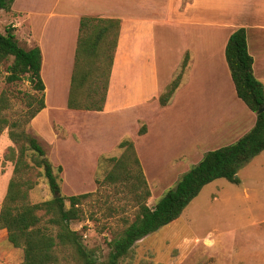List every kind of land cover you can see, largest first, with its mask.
I'll return each mask as SVG.
<instances>
[{
	"label": "rangeland",
	"instance_id": "obj_1",
	"mask_svg": "<svg viewBox=\"0 0 264 264\" xmlns=\"http://www.w3.org/2000/svg\"><path fill=\"white\" fill-rule=\"evenodd\" d=\"M112 2L126 6L134 14H138L141 6L147 7L143 11L146 15L157 10L155 19L160 22L154 31L151 53L158 61L162 79L165 69L172 68L176 62L178 71L172 80L180 73L187 57L189 65L190 50L180 54L186 41L166 24L164 7L170 0H90L79 1L73 7L68 0H15L11 11L0 10V30L4 32L8 26L15 28L20 45L29 48L30 41L24 34L30 29L26 24L21 31L19 14L23 9L35 10L48 24L46 42L59 51L65 47L66 32L72 25L70 19L63 21L61 17H53V13L81 10L89 5L99 9ZM9 64L0 62V97L5 95L9 103L5 114L10 121L21 120L27 132L37 137L61 178L62 195L90 194L81 203V220L72 222L71 228L82 237L87 234L82 238L83 245L98 261L107 259L111 241L122 234L139 211L127 187L106 180L111 167L102 158L121 156L122 140L135 141L152 192L148 205L153 207L200 162L205 152L235 142L256 120V113L237 95L235 98L228 95L220 101L205 100L197 105L180 93L167 106L160 105L156 99L141 109L104 114L70 110L68 93L62 91L53 98L50 95L51 109L40 118L38 128L34 119L30 123L25 120L31 110L38 108L42 94L33 89L27 77L9 83L6 79ZM260 80L264 83V79ZM143 126L146 131L140 134ZM9 131L7 127L0 135V208L13 177L14 163L7 157L9 148L15 147L17 151L19 148ZM59 166L62 171H58ZM38 171L31 177L36 183L29 194L32 204L56 197ZM237 176L240 184L218 179L206 185L178 220L137 242L120 264H264V151L245 164ZM39 215L40 227H49V233L55 235L57 227L49 222L52 215L44 211ZM55 251L56 264H78L72 248L59 245ZM24 257V249L13 246L7 231L0 229V264H24Z\"/></svg>",
	"mask_w": 264,
	"mask_h": 264
},
{
	"label": "trees",
	"instance_id": "obj_2",
	"mask_svg": "<svg viewBox=\"0 0 264 264\" xmlns=\"http://www.w3.org/2000/svg\"><path fill=\"white\" fill-rule=\"evenodd\" d=\"M15 0H0V10L11 11ZM121 20L83 16L80 20L74 68L71 77L67 107L70 110L103 111L110 86L115 54L121 33ZM226 61L238 98L254 113L253 127L235 142L208 150L200 162L194 165L166 191L151 207L148 205L152 192L149 187L135 142L124 139L119 147V157H103L110 170L106 180L127 187L139 207L137 216L110 243L106 260L98 261L82 242V235L71 228V223L82 218L81 203L89 193L62 195L58 174L37 137L24 128L21 120L10 121L5 114L9 108L5 95L0 97V135L9 127V136L19 145L9 148L8 160L14 163L6 196L0 208V229H5L9 242L24 249V264H56V247H70L78 264H120L128 257L135 244L160 228L178 220L188 205L203 188L218 180L226 179L240 184V169L264 151V83L254 72V57L248 46L247 29H236L225 48ZM0 62H9L7 81L15 83L27 77L33 89L40 92L39 106L30 111L25 122L30 123L46 106L45 83L42 79V51L39 46L24 48L20 45L15 28L0 30ZM188 65V57L180 73L167 85L159 97V103L167 106L179 88ZM146 131L143 126L140 134ZM46 178L50 190L58 197L49 201L30 203L29 194L35 187L32 174ZM62 171V166L58 167ZM69 203V205L67 204ZM40 211L52 215L49 222L57 227L55 235L49 227H40Z\"/></svg>",
	"mask_w": 264,
	"mask_h": 264
},
{
	"label": "crops",
	"instance_id": "obj_3",
	"mask_svg": "<svg viewBox=\"0 0 264 264\" xmlns=\"http://www.w3.org/2000/svg\"><path fill=\"white\" fill-rule=\"evenodd\" d=\"M79 1L87 3L90 0H68L72 7ZM164 8L167 14L166 24L175 28V34L186 41L180 54L187 50L192 53L181 86L173 97L177 94L180 96L181 93L197 104L209 99L220 101L237 95L229 74L225 48L231 34L240 27L247 29L255 75L258 79H264V0H170ZM146 10V6H141L138 14H134L126 6L112 2L99 9L89 5L81 10L76 8L61 14L53 13V17H61L63 21L70 19L72 25V29L66 32L68 37L65 47L59 51L49 47L45 40L48 24L42 19L43 15L35 10L23 9L20 12L21 31L26 24L30 29V32L24 34L25 39L30 41L29 48L39 46L42 51L41 75L45 83L46 106L34 118V122H38L36 127L40 128V118L51 109L50 95L53 98L62 91L69 94L80 20L83 16L117 18L122 24L106 106L99 112L105 114L125 109H141L148 106L149 101L159 100L163 89L167 87L165 85L172 81L178 71V62L172 68L165 69L162 79L158 61L151 53V42L156 37L154 31L160 21L155 19L157 10H154L152 16L143 13ZM33 41L35 44H32ZM212 42L216 45L213 46ZM210 92H217L219 96L212 97Z\"/></svg>",
	"mask_w": 264,
	"mask_h": 264
},
{
	"label": "built area",
	"instance_id": "obj_4",
	"mask_svg": "<svg viewBox=\"0 0 264 264\" xmlns=\"http://www.w3.org/2000/svg\"><path fill=\"white\" fill-rule=\"evenodd\" d=\"M80 229H83V227L81 226ZM80 229H78V230H80ZM83 237H87V234H84Z\"/></svg>",
	"mask_w": 264,
	"mask_h": 264
},
{
	"label": "water",
	"instance_id": "obj_5",
	"mask_svg": "<svg viewBox=\"0 0 264 264\" xmlns=\"http://www.w3.org/2000/svg\"><path fill=\"white\" fill-rule=\"evenodd\" d=\"M264 110V108H262V109H260V111L259 112H261V111H263ZM59 195H56V197H58Z\"/></svg>",
	"mask_w": 264,
	"mask_h": 264
}]
</instances>
